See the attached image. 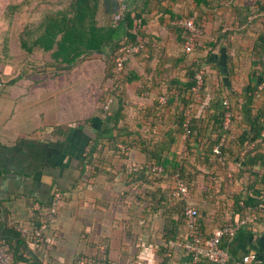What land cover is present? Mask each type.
<instances>
[{"label": "trees", "instance_id": "16d2710c", "mask_svg": "<svg viewBox=\"0 0 264 264\" xmlns=\"http://www.w3.org/2000/svg\"><path fill=\"white\" fill-rule=\"evenodd\" d=\"M34 1L8 2L7 13L17 16L16 20L8 18V23L11 22L19 30L16 35L18 48L28 58L32 57L31 61L45 63L44 70L54 71V75L75 69H86V73L91 74L87 69L89 65L99 74L101 86L91 109L107 122V127L104 131L91 134L92 143L84 155V164L91 165L95 153L101 155L103 164L111 163L114 158L125 159L126 163L121 165L119 171L124 173L126 183L131 186L128 193L131 198L130 211L138 214L141 220L143 217L139 214L145 215L148 225L163 220L159 230L147 229L144 245H137L139 240L135 242L132 239L135 242L131 246L134 258L124 264H150V261L140 259L139 249L151 252V264H170L172 253L177 250L171 249L168 241L182 238L186 205L197 209L194 226L204 239L225 224L228 209L241 217L256 213L257 218L245 224L237 234L264 220V210H257L260 206L258 193L246 192L230 197V207L220 209L212 223L205 224L202 188L208 177L198 168V164L207 163L213 146L220 143L224 99L229 100L232 123L238 119L233 111H243L244 107L251 111L246 100L227 94L221 86L218 72L210 70L211 51L221 42H225L228 48L234 47V33L247 32L251 27L252 22H248L247 16L255 14L257 9L264 16V0H244L247 14L243 21L231 24L230 30L217 28L209 38L205 32L208 22L206 13L214 12L224 4L223 1L228 0H142L141 6L137 4L138 0H68L60 6L52 4L53 7L47 3L44 7L45 2L41 1L42 4L38 5ZM120 3L126 5L124 17L118 25H113V15ZM183 18H192L202 30L190 54H186L183 47L187 32L172 24ZM120 26H123L124 32L116 38ZM135 46L140 47L139 52L128 54L121 72L114 73L117 58ZM228 61L232 63V60ZM199 71L204 74L202 85L195 93V74ZM234 71L232 65L228 69V78L234 75ZM253 76L255 86L249 88L248 96H253L257 86L264 83V70L255 71ZM261 90L262 106L257 115H249V135L243 141H236L233 132L228 131V138L215 159L214 163L225 176V180L220 181L224 187L229 186L226 181L227 167H221L218 159L220 157L222 160L224 154H229L231 160L237 158L242 161L261 150L260 166L264 165V137H260L264 127V87ZM159 97H164L165 102H159ZM108 99L112 101L105 111L104 105ZM88 121L84 119L82 124L85 126ZM110 132H113L112 136L106 137ZM180 136L185 138L186 155L179 156L177 166L165 168L162 163L164 155L171 151ZM137 163L161 165L163 173L157 175L145 167L133 170V164ZM173 174H177L187 186L188 198L173 197L174 183L170 178ZM260 180L262 189L264 176L260 175ZM63 201L64 194L61 193L57 223L47 227L42 243L34 251L29 247L32 230L47 224L51 203L44 204V210H36L27 225H19L28 228L25 235L20 234L14 226L4 227V222L0 225L1 238L14 256V264H51L50 244L60 236L58 214ZM128 233L132 234V231ZM81 258L110 261L94 254L77 259ZM197 264L207 263L201 260Z\"/></svg>", "mask_w": 264, "mask_h": 264}, {"label": "crops", "instance_id": "0c3cea01", "mask_svg": "<svg viewBox=\"0 0 264 264\" xmlns=\"http://www.w3.org/2000/svg\"><path fill=\"white\" fill-rule=\"evenodd\" d=\"M9 1L0 0V225L3 222L4 227L27 225L34 217L35 205L51 203L54 192L59 191L64 194V201L58 214L60 236L50 244L51 264H74L78 257L91 254L101 255L109 262L127 263L134 258L131 246L136 240H139L137 245H144L147 229L159 230L163 220L148 225L145 215L139 214L141 220L130 211L131 186L119 171L125 159L114 158L111 163L103 164L101 155L95 153L92 164H84V155L92 143L91 134L107 127V122L91 109L101 86L99 74L89 65L91 74L86 69H75L54 75V71L44 70L45 63L31 61L32 57L28 58L16 44L18 28L8 23V18L17 19L7 13ZM223 3L214 12L206 13L208 38L217 28L232 29L231 24L243 21L247 14L244 0ZM137 4L141 6V2ZM247 19L252 22L251 27L247 32L234 33V47L228 48L221 42L211 51L209 60L210 70L218 72L226 93L239 100L243 98L251 108L250 112L247 107L233 111L238 119L229 132H233L236 141H243L249 135V115H257L263 102L264 83L257 86L253 96L247 93L255 86V71L264 70V16L257 9ZM228 60H232L235 68L231 78L228 69L232 65ZM224 100L229 104L228 99ZM84 119L89 120L85 126ZM221 136L226 140L228 132L223 133L220 128V139ZM212 150L207 163L198 164L208 177L202 188L205 224L212 223L220 209L230 207V197L258 193L262 186L261 150L242 161L231 160L227 153L222 160L218 158L221 167H227V187L220 183L225 176L214 163L217 157ZM185 155V138L180 136L162 163L165 168L175 167L179 156ZM225 214L226 218L235 215L229 209ZM185 231L182 226L181 234ZM222 245L233 259L252 253L264 263V220L241 230L233 240H224ZM146 250L139 249V256L149 261ZM186 259L185 253L177 250L172 253L170 264H182Z\"/></svg>", "mask_w": 264, "mask_h": 264}, {"label": "built area", "instance_id": "2783aa9c", "mask_svg": "<svg viewBox=\"0 0 264 264\" xmlns=\"http://www.w3.org/2000/svg\"><path fill=\"white\" fill-rule=\"evenodd\" d=\"M126 10V5L120 3L117 7L116 13L113 15L112 23L113 25H118L123 17ZM173 24L184 29L187 32V40L184 43V51L186 54L192 53L197 44V38L202 34V30L194 23L192 18H183L181 20L175 21ZM140 47L135 46L126 51V54L120 56L116 60V65L113 72L119 74L122 70V63L126 60L127 55L130 53H138ZM203 71H199L195 74L196 85L193 91L196 93L201 85L203 78ZM1 86V83H0ZM164 97H159L158 101L161 103L165 102ZM108 99L104 105V110L108 109V105L111 102ZM224 114L221 121V130L223 133L230 131L232 127L231 112L229 104L226 100L223 101ZM261 139L264 137V127L260 134ZM225 137L221 136L219 145L215 146L212 150L214 156L220 154V147L224 143ZM148 168L150 171L157 175L163 173V167L161 165H134L133 170H138L141 168ZM260 175L264 176V165L260 167ZM171 181L174 183L173 197L186 199L189 197V190L187 186L180 180L177 174H173ZM260 206L258 211L262 212L264 210V187L258 192ZM61 193L55 191L53 195V200L47 214V224H43L32 230V240L29 243L31 250H36L43 241V233L48 226H53L57 223V210L58 201L60 199ZM36 210H44L42 205H35ZM183 213L185 215V233L179 240H170L168 245L171 249L183 251L187 256L186 261L182 264H197L199 261H206L207 264H264L255 254H247L240 259H233L229 251L223 247L222 243L224 240H233L237 235V232L247 223L254 221L256 213H251L250 215H245L243 217L238 215H232L226 219L225 224L221 228L215 229L210 237L204 239L201 234L197 231L194 226L195 217L198 214L197 209L192 205H186L184 207ZM17 231L25 235L28 233V228L24 226H16ZM0 264H14V256L10 251L8 244L0 237ZM74 264H116L114 262H106L96 259H77Z\"/></svg>", "mask_w": 264, "mask_h": 264}, {"label": "rangeland", "instance_id": "374dc122", "mask_svg": "<svg viewBox=\"0 0 264 264\" xmlns=\"http://www.w3.org/2000/svg\"><path fill=\"white\" fill-rule=\"evenodd\" d=\"M41 1H43V3H44V7H45V4L47 3V4H50L49 5V7H53V5L55 4V5H58V6H60V4H63V3H65V2H67L68 0H35L34 2L36 3V4H38V5H41L42 4V2ZM139 2H141V0H138ZM5 2V1H4ZM6 3V2H5ZM53 4V5H52ZM3 5V4H2ZM123 32H124V28H123V26H120L119 28H118V31H117V33H116V38L117 37H120V36H122L123 35Z\"/></svg>", "mask_w": 264, "mask_h": 264}, {"label": "clouds", "instance_id": "9594fccd", "mask_svg": "<svg viewBox=\"0 0 264 264\" xmlns=\"http://www.w3.org/2000/svg\"><path fill=\"white\" fill-rule=\"evenodd\" d=\"M146 253H147V250H146ZM148 258H149V261H150V264H151L150 253H148Z\"/></svg>", "mask_w": 264, "mask_h": 264}]
</instances>
